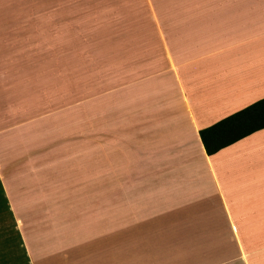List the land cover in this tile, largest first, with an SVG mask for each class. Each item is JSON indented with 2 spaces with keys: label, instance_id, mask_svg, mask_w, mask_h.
<instances>
[{
  "label": "crops",
  "instance_id": "1",
  "mask_svg": "<svg viewBox=\"0 0 264 264\" xmlns=\"http://www.w3.org/2000/svg\"><path fill=\"white\" fill-rule=\"evenodd\" d=\"M203 4L127 40L52 24L61 117L31 60L0 41V264H100L82 246L91 222L115 245L165 240V264H251L264 129L211 156L200 131L264 99V0Z\"/></svg>",
  "mask_w": 264,
  "mask_h": 264
},
{
  "label": "rangeland",
  "instance_id": "2",
  "mask_svg": "<svg viewBox=\"0 0 264 264\" xmlns=\"http://www.w3.org/2000/svg\"><path fill=\"white\" fill-rule=\"evenodd\" d=\"M208 1L0 0V41L11 39L16 42L13 44L24 54L22 57L31 60V69L28 70L37 73L38 84L43 90H53L52 105L56 106L61 117L66 108L64 81L61 82L60 77L56 80L50 77L49 39L52 24L55 26L57 23L59 35L65 33L67 23L73 22L75 28H81L85 33L95 32V39L106 42L127 40L130 30L136 26L150 22L164 25L165 9L198 7ZM77 10L79 13L75 12ZM86 224L88 228L83 230L89 234V238L82 239V246L84 251H89L90 263L165 264V240L140 239L136 247L128 248L125 239L116 240L115 245V240L108 236L110 232L99 231L95 222ZM245 242L251 252V264H264V239Z\"/></svg>",
  "mask_w": 264,
  "mask_h": 264
},
{
  "label": "trees",
  "instance_id": "3",
  "mask_svg": "<svg viewBox=\"0 0 264 264\" xmlns=\"http://www.w3.org/2000/svg\"><path fill=\"white\" fill-rule=\"evenodd\" d=\"M264 129V99L200 131L208 155Z\"/></svg>",
  "mask_w": 264,
  "mask_h": 264
}]
</instances>
